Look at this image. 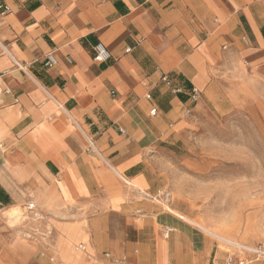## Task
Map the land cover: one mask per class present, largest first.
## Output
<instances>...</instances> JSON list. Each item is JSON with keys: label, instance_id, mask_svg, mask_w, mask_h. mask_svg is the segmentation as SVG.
<instances>
[{"label": "crops", "instance_id": "obj_1", "mask_svg": "<svg viewBox=\"0 0 264 264\" xmlns=\"http://www.w3.org/2000/svg\"><path fill=\"white\" fill-rule=\"evenodd\" d=\"M1 3L10 11L0 14V208L21 204L31 191L55 199L63 184L84 182L83 137L107 160L96 169L108 192L115 176L148 186L144 151L195 108L188 94L205 86L206 60L222 45L234 52L244 40L264 45L254 0ZM97 43L110 53L106 63L92 59ZM48 54L52 68L43 66ZM163 76L183 93L174 94ZM146 206L138 249L111 256L81 243L78 252L107 264L224 263L213 241L184 219Z\"/></svg>", "mask_w": 264, "mask_h": 264}, {"label": "rangeland", "instance_id": "obj_2", "mask_svg": "<svg viewBox=\"0 0 264 264\" xmlns=\"http://www.w3.org/2000/svg\"><path fill=\"white\" fill-rule=\"evenodd\" d=\"M254 1L264 25V0ZM242 43L235 52L222 45L206 60V84L198 90L203 101L144 151L148 186L115 176L108 192L99 182L103 169L97 170L107 168V160L83 137L84 182L63 184L55 199L31 191L14 208H0V264H48L51 255L61 264H107L74 248L83 243L110 255L135 251L147 225L146 205L184 217L223 257L264 264L255 254L264 252V45ZM252 48L259 56L249 55ZM29 201L32 212L24 208Z\"/></svg>", "mask_w": 264, "mask_h": 264}, {"label": "built area", "instance_id": "obj_3", "mask_svg": "<svg viewBox=\"0 0 264 264\" xmlns=\"http://www.w3.org/2000/svg\"><path fill=\"white\" fill-rule=\"evenodd\" d=\"M9 8L6 4L1 3L0 4V14L4 15L9 13ZM244 42L247 44V41L244 40ZM129 49L126 50V52H128ZM92 59L99 63V64H103L106 63L107 61L110 60L111 56L109 51L107 50V48L102 44V43H97L93 48H92ZM56 65V60L54 58V56L52 54H48L45 56L44 60H43V66L46 68H52ZM162 81L165 83L166 86L171 88V82L170 80L167 78V76H163L162 77ZM171 91L176 94H182L183 91L180 88H171ZM199 98V93L197 92V90L192 89L189 94H188V99L192 104H196ZM156 113V111L153 109L150 111V115L154 116ZM185 115L190 114V109H186L184 111ZM24 208L27 211L32 212L35 209V205L33 203H31L30 201L24 206ZM75 250L77 251H85V247L82 245H79L75 248ZM255 254L257 256H264V252H258L256 251ZM107 258H109V256L106 255ZM48 264H61L59 262V260L56 258V256H50L48 258ZM223 264H250V262L248 260L242 259V258H238V257H234V256H227L224 260Z\"/></svg>", "mask_w": 264, "mask_h": 264}, {"label": "bare ground", "instance_id": "obj_4", "mask_svg": "<svg viewBox=\"0 0 264 264\" xmlns=\"http://www.w3.org/2000/svg\"><path fill=\"white\" fill-rule=\"evenodd\" d=\"M128 183V182H127ZM181 219H184V220H186L184 217H182V216H179ZM202 229L201 231H205L207 234H209V235H212V237L214 236V237H216L218 240H220L221 242H224V243H226V244H230V245H233V246H235V245H237V244H235L234 242H232V241H229V240H227V239H225V238H222V237H219V236H216L213 232H210L209 230H207V229H205V228H203L202 226H200L199 225V229ZM238 246V245H237ZM241 249H243V248H241Z\"/></svg>", "mask_w": 264, "mask_h": 264}]
</instances>
